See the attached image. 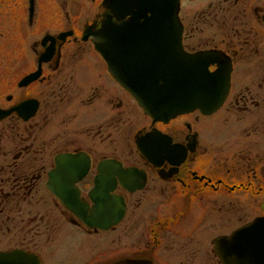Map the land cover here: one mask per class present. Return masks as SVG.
Here are the masks:
<instances>
[{"label":"flooded vegetation","instance_id":"1","mask_svg":"<svg viewBox=\"0 0 264 264\" xmlns=\"http://www.w3.org/2000/svg\"><path fill=\"white\" fill-rule=\"evenodd\" d=\"M150 79L195 108L146 113ZM252 224L264 0H0V258L224 264L215 241Z\"/></svg>","mask_w":264,"mask_h":264},{"label":"water","instance_id":"2","mask_svg":"<svg viewBox=\"0 0 264 264\" xmlns=\"http://www.w3.org/2000/svg\"><path fill=\"white\" fill-rule=\"evenodd\" d=\"M95 47L103 53V29L94 34ZM210 57V56H209ZM204 56H192L190 58L191 68L200 69L204 63L199 64ZM210 60V59H209ZM198 63V64H197ZM167 80L163 85H157L153 80L142 89L134 90V94L143 101V107L146 112H150L158 117H170L175 114L191 110L194 108L193 101H190L182 88L173 87L167 89ZM139 84H145L142 80ZM144 87H147L146 89ZM247 226L234 232L229 236H224L215 241V244L221 245L224 264H264V230L260 229L259 224ZM248 233V235H244ZM2 258V259H1ZM0 264H25L23 257H1Z\"/></svg>","mask_w":264,"mask_h":264}]
</instances>
